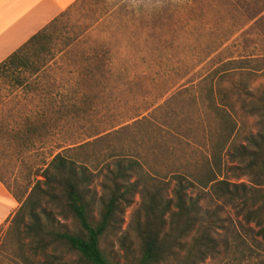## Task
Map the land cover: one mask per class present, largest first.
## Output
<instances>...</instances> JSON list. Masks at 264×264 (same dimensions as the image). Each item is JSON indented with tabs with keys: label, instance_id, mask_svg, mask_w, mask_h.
<instances>
[{
	"label": "rangeland",
	"instance_id": "obj_1",
	"mask_svg": "<svg viewBox=\"0 0 264 264\" xmlns=\"http://www.w3.org/2000/svg\"><path fill=\"white\" fill-rule=\"evenodd\" d=\"M257 12L263 18L250 21ZM46 33L23 52L49 60L53 69L41 79L40 98L29 93L24 99L0 76L1 116L8 118L13 103L20 118L32 115L51 132L34 153H17L0 140V178L11 190L21 193L42 178L35 174L57 143L93 142L87 152L98 156L100 167L115 154L134 156L168 188L172 174L201 171L208 161L218 180L254 181L241 174L236 150L259 128L249 109L264 93V0H78ZM95 52L109 58L110 72L83 69ZM232 59L237 62L226 64ZM35 108L45 117L33 116ZM100 181L97 174V194ZM139 203L136 195L124 209L118 236ZM209 207L219 210L218 248L197 264H261L257 228L228 205ZM6 228L0 230V264H23L4 239ZM112 250L122 263L115 238Z\"/></svg>",
	"mask_w": 264,
	"mask_h": 264
},
{
	"label": "trees",
	"instance_id": "obj_2",
	"mask_svg": "<svg viewBox=\"0 0 264 264\" xmlns=\"http://www.w3.org/2000/svg\"><path fill=\"white\" fill-rule=\"evenodd\" d=\"M261 18L262 12L249 16L255 23ZM49 26L0 63V76L6 75L8 87L15 94L21 90L24 99L29 93L31 98H40L44 84L41 79L52 69L49 60H31L23 53L46 37ZM88 60L91 62L83 69L89 73L93 69L100 72L112 69L109 58L100 52ZM236 62L232 59L226 64ZM9 106L7 119L0 110V140L17 153H34L37 143L51 132L44 121H33L29 114L20 118L16 105ZM32 112L38 118L45 117L44 109L35 108ZM249 112L259 128L248 137V146H240L236 155L243 159L241 174L255 176L250 185L218 180L208 161L201 171L172 174V185L168 188L163 180L145 172L142 162L134 156L115 154L100 167L98 156L87 152L93 142L67 146L57 143L38 167L40 171L35 175L42 178H33L21 193L11 190L0 178L19 202L6 223L5 241L15 245L23 264H197L217 252L213 232L220 206L213 209L209 205L219 202L236 209L245 223L257 228L261 248L264 93L250 102ZM228 135L226 125L221 137L227 140ZM97 174L101 177L99 194L92 188ZM192 187L201 192L192 195ZM136 195L140 203L131 215L127 232L118 236L124 209ZM113 238L122 250V263L112 250Z\"/></svg>",
	"mask_w": 264,
	"mask_h": 264
},
{
	"label": "crops",
	"instance_id": "obj_3",
	"mask_svg": "<svg viewBox=\"0 0 264 264\" xmlns=\"http://www.w3.org/2000/svg\"><path fill=\"white\" fill-rule=\"evenodd\" d=\"M78 0H0V63ZM19 207L0 181V227Z\"/></svg>",
	"mask_w": 264,
	"mask_h": 264
}]
</instances>
